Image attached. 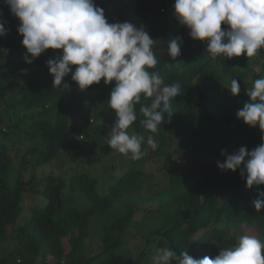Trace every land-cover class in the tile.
<instances>
[{"label":"trees","instance_id":"16d2710c","mask_svg":"<svg viewBox=\"0 0 264 264\" xmlns=\"http://www.w3.org/2000/svg\"><path fill=\"white\" fill-rule=\"evenodd\" d=\"M114 1L94 0V3L106 11ZM169 1L133 0L131 9L122 12L119 21L144 27L156 40L154 51L159 61L149 71L158 70L165 85L175 82L181 85V94L171 101L170 122L165 113V122L158 131L149 132L142 124L141 105H137V120L131 126L145 136L146 147L142 148L145 155L150 159L161 158L158 171L168 172L167 182L164 186L153 185L158 171L146 174L129 166L114 184L99 192V179L88 172H75L69 182L57 175L40 180L35 173L26 179L24 173L30 168L37 171L56 160L70 147V137L77 131L89 138L97 132L98 140L111 151L104 126L116 120L115 110L108 103L116 82L93 84L79 97V86L69 74L61 87L53 88L54 77L47 61L57 57L55 49L46 50L31 64L26 63L23 36L14 32L20 21L6 14L7 5L0 0L3 13L0 19L7 22L8 29L5 36H0V105L14 112L37 110L27 129L17 120L8 126L9 131H3L4 116H0V134L6 136L15 131L40 144L29 147L22 155L17 179L9 185L12 152L7 144L0 143V264H40L47 258L53 259L50 264H157L158 250L163 247L177 254L186 251L194 259L205 256L215 259L222 248L238 244L226 232L228 226L236 224L257 228L264 238V208L257 212L252 203L264 199L261 195L264 185L249 189L241 175L243 165L235 172L216 173L206 167L189 173L175 170L176 157L195 156L207 163L216 161L232 147L251 151L264 143L261 139L264 133L258 126L251 127L237 117L238 110L250 100L247 89L256 79L264 77V49L252 58L245 54L211 59L206 52L207 42L192 39L187 26L178 23L165 32L157 28L156 22ZM153 12L156 17L151 20ZM176 37L182 38L181 55L173 60L167 54V45ZM28 55L31 59V54ZM71 67L74 71L78 66ZM255 68L260 72L254 71ZM232 79L240 83L237 96L228 89ZM151 100L142 96L141 104L150 105ZM52 114L53 119L47 118ZM91 118L104 126L98 129L77 126ZM149 135L158 141L155 151L147 145ZM98 145L93 142L92 151L97 152ZM30 156L33 158L29 159ZM26 193H42L47 204L32 207L27 223L16 228ZM146 205L154 208L146 210L138 221L136 215ZM132 231L143 242L138 256L128 245ZM90 236L101 239L102 250L88 257Z\"/></svg>","mask_w":264,"mask_h":264},{"label":"clouds","instance_id":"9594fccd","mask_svg":"<svg viewBox=\"0 0 264 264\" xmlns=\"http://www.w3.org/2000/svg\"><path fill=\"white\" fill-rule=\"evenodd\" d=\"M2 2L20 21L18 32L27 50L26 63H33L48 49H62V55L47 61L54 77L53 88L61 87L69 74L82 91L102 79L106 85L116 82L108 100L116 120L107 143L120 154L140 160L145 155L142 150L145 136L129 131L137 120L136 106L141 105L144 128L154 134L165 122V113L170 122L171 101L181 94L180 83L165 85L158 70L149 71L159 62L154 51L156 40L144 27L131 22L109 23L104 10L94 0ZM174 16L181 25L187 26L192 39L207 42L206 52L213 60L221 55L231 59L246 54L252 58L264 49V0H175ZM6 23L0 19V36L8 32ZM222 24L229 28L222 30ZM181 44V37L169 40L167 54L173 60L181 55ZM73 65L78 66L74 71ZM228 89L237 96L240 83L232 79ZM246 94L250 100L238 110L237 117L251 127L258 126L264 133V77L256 79ZM142 96L152 98L150 105L141 104ZM261 139L264 140V135ZM147 145L155 151L158 141L149 135ZM217 165L221 170L233 172L243 165L241 175L249 189L264 185V143L251 151L241 147ZM252 203L257 212L264 208V199H255ZM156 261L157 264L173 261L176 264H264V240L242 235L236 246L222 248L215 259L208 256L194 259L186 251L177 254L163 247L158 250Z\"/></svg>","mask_w":264,"mask_h":264},{"label":"rangeland","instance_id":"374dc122","mask_svg":"<svg viewBox=\"0 0 264 264\" xmlns=\"http://www.w3.org/2000/svg\"><path fill=\"white\" fill-rule=\"evenodd\" d=\"M132 4L133 0H115L112 7L104 11L107 21L109 23H119L120 14L122 12L127 13L131 9ZM174 4L175 0H170L165 10H163V13L160 15L159 19L156 22V26L161 32L168 31L176 27L179 23L174 16ZM6 14L12 15L8 6H6ZM155 17L156 12H153L150 18L151 20H153ZM18 27L19 25L16 24L14 32L17 36L20 37L22 35L19 34ZM224 29H227V25L222 24V30ZM55 54L57 56L62 55V49H55ZM254 71L260 72V69L255 68ZM101 81H103V79ZM83 91L80 90V88L77 89L79 97L82 96ZM36 112L37 110H17L14 112L0 105V116H4L1 127H3V131H9V125L17 122V120H21L20 126L24 129H27L31 124L32 118L36 117ZM53 116L54 114L48 115L47 118L53 119ZM114 124L115 123L104 126L103 122H99L96 119L91 118L85 122L77 123V126L91 129H98L99 126H104L107 133L110 135ZM129 131L131 132L133 131V129L130 127ZM82 135L83 133H81L80 131H77L75 134L71 135L70 147L67 150L63 151L56 160L41 167L37 171H33L32 168L28 169L24 173V178L29 179L31 176H33V173H35V176L40 180L47 175H57L64 177L66 181L69 182L75 172H88L89 174L96 176L99 179V192H104V190L108 189L123 173H125L129 166H134L137 169H141L144 173L149 174L158 171V168L161 165V158L159 157L150 159L149 156L143 155L140 160H132L130 156L120 154L116 150H106L107 145L98 140L99 135L97 134V132L92 133L90 138ZM93 142H95L97 145L99 144L97 152L92 151ZM0 143L7 144L12 152L13 162L7 176V183L9 185H12L17 179L22 155L27 152L29 147H40V144L26 135H18L15 131L10 132V134L6 136L0 134ZM145 147L146 146L143 144L142 148L144 149ZM238 150L239 149L237 147H232L230 150L221 154L220 158H218L216 161L207 163L200 162L195 156H191L188 159L176 157L175 170L181 173H189L196 169L206 167L209 168L210 171L216 173L221 172L223 170L218 167L217 162H224L227 155L234 154ZM31 158L33 157L30 156L29 159ZM155 174L156 175H154L155 180L153 181V185L164 186L168 179V172L158 171ZM149 187H151V185ZM66 194L67 190L65 189L63 194L64 198H66ZM46 204L47 198L42 193L24 194L22 202V213L15 227L17 228L27 223L32 207H44L46 206ZM152 208H154L153 205H146L142 207L138 211L136 219L138 221L141 220L145 215L146 210ZM226 232L229 237H234L237 242L242 235H254L257 238L264 240L262 232L260 230L247 224H236L228 226ZM142 244L143 242L140 236L135 231H132L128 238V245L136 256L140 254L142 250ZM9 247L12 248L13 245L9 243ZM101 250V239L97 236H90L87 240L86 255L90 257L92 255L98 254ZM52 261V258H47L45 262L44 260H42L40 264H50L52 263Z\"/></svg>","mask_w":264,"mask_h":264}]
</instances>
